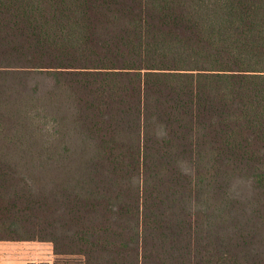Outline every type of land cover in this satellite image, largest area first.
<instances>
[{
    "label": "trees",
    "instance_id": "1",
    "mask_svg": "<svg viewBox=\"0 0 264 264\" xmlns=\"http://www.w3.org/2000/svg\"><path fill=\"white\" fill-rule=\"evenodd\" d=\"M0 241L264 264V0H0Z\"/></svg>",
    "mask_w": 264,
    "mask_h": 264
},
{
    "label": "rangeland",
    "instance_id": "2",
    "mask_svg": "<svg viewBox=\"0 0 264 264\" xmlns=\"http://www.w3.org/2000/svg\"><path fill=\"white\" fill-rule=\"evenodd\" d=\"M48 243V242H47ZM0 248V255H12L13 252L14 255H24V258L20 260V264H62L60 263L65 258L64 257H57L54 254H52L53 249H51V243L48 244H41V243H35L36 246H28V245H34V243H4L2 244ZM16 247V248H13ZM34 247L30 253H28V250L26 248ZM18 248H20L18 250ZM18 250V251H17ZM24 253V254H23ZM6 259H8L7 256H4ZM64 264V263H63Z\"/></svg>",
    "mask_w": 264,
    "mask_h": 264
},
{
    "label": "crops",
    "instance_id": "3",
    "mask_svg": "<svg viewBox=\"0 0 264 264\" xmlns=\"http://www.w3.org/2000/svg\"><path fill=\"white\" fill-rule=\"evenodd\" d=\"M10 242L11 243H34V245H28V246H36L35 243L48 244L47 242H36V241H0V248L2 246H4L2 244L10 243ZM50 246H51V249H52V245H50ZM13 248H16V247H13ZM32 248L34 249V247L26 248L28 250V253H30L31 251H34V250H32ZM19 249L20 248H18V250ZM11 254L12 255H0V264H20L19 261L22 260V258H24V255H14L13 252ZM52 254H53V251H52ZM4 256H7L8 259H6Z\"/></svg>",
    "mask_w": 264,
    "mask_h": 264
}]
</instances>
